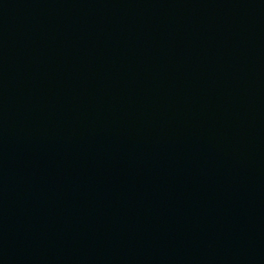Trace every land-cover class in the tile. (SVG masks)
I'll return each mask as SVG.
<instances>
[{
    "label": "water",
    "instance_id": "95a60500",
    "mask_svg": "<svg viewBox=\"0 0 264 264\" xmlns=\"http://www.w3.org/2000/svg\"><path fill=\"white\" fill-rule=\"evenodd\" d=\"M0 264H264V0H0Z\"/></svg>",
    "mask_w": 264,
    "mask_h": 264
}]
</instances>
